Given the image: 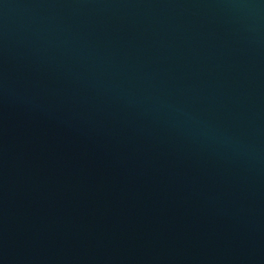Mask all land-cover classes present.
Masks as SVG:
<instances>
[{"label": "water", "instance_id": "95a60500", "mask_svg": "<svg viewBox=\"0 0 264 264\" xmlns=\"http://www.w3.org/2000/svg\"><path fill=\"white\" fill-rule=\"evenodd\" d=\"M0 264H264V0H0Z\"/></svg>", "mask_w": 264, "mask_h": 264}]
</instances>
